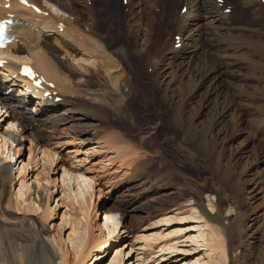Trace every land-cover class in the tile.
Returning a JSON list of instances; mask_svg holds the SVG:
<instances>
[{"label": "rangeland", "instance_id": "374dc122", "mask_svg": "<svg viewBox=\"0 0 264 264\" xmlns=\"http://www.w3.org/2000/svg\"><path fill=\"white\" fill-rule=\"evenodd\" d=\"M125 1L104 0L106 5L103 6L108 9L102 26L108 29L106 39L100 42L109 46L110 56L120 62L121 71L107 76L102 70L85 79L79 74L71 78L73 72L65 69L70 82L76 83L77 91L75 94L70 92L67 98L74 102L75 110L87 111L88 119L76 111L78 116L73 114L69 117L83 120L72 123L74 128L66 122L56 130H44L42 126L36 129V124L34 130L27 132L17 127L24 134L21 143L11 141L2 147L0 139V166H8V175L12 178L0 179H3L0 182L1 220L19 229L30 241L35 240L38 234L54 235L67 253L70 264L78 261L75 252L83 242L91 243L90 256L86 260L88 264H118L120 253L124 254L123 264H264V46L248 42L249 50H242L239 54L243 55L238 56L244 59L243 63L235 65V70L226 71L220 68L222 53L214 44L219 39L224 45H232V37L224 31L215 37L203 34L199 44L201 50L192 65V73L197 79H192L193 86L207 83L192 100L190 85L176 86L179 88L174 89L175 96L169 94L170 98L175 97V103L170 104L154 86L144 61L141 63L142 60H137L133 53L126 55L121 50L127 41L118 28H121L123 14L130 15V9L124 6ZM172 1L164 0V7L157 5L152 11L144 7L147 0H136L139 4L133 10L136 17L142 12L140 16L144 19V26L147 20L150 24L155 23L156 27L160 26L159 34L165 39V33H162L169 27L168 17L177 15L182 24L189 18L188 7L184 5L187 10L181 13L184 3L175 7ZM259 1L264 5V0ZM223 2L232 7L231 12L242 20V24L245 22L254 29L264 30L263 9L259 11V18L247 10L246 0ZM55 11L63 13L57 8ZM204 12L189 20L188 26L203 18L207 14ZM221 25L226 23L221 22ZM237 35L238 32L235 33ZM207 38L210 39L209 49L204 44ZM46 40L45 44L53 46L55 37H47ZM139 42L140 48H144V39L140 38ZM155 42L157 45L160 43ZM156 44L153 52L157 51ZM185 52L186 58L192 57V51ZM227 72L234 75L230 77ZM203 74H209V80L205 81L201 77ZM8 77L9 74L1 69L0 81L13 88L11 94L27 99L29 93L25 91V84ZM222 80L221 95L207 103L208 88H217ZM181 93L187 96L185 104H180L183 99ZM35 100L24 108L28 116L37 109L38 100ZM4 105L0 103V136L13 122L9 106L3 109ZM64 111L62 107L55 115L61 116ZM181 112H184V117H181ZM230 112L239 115L241 123L233 128L228 118L224 119V124L217 125L218 120ZM16 116L19 120L23 117L21 114ZM211 125L215 129L209 136ZM237 134L240 136L232 143L233 146H227L229 138ZM213 138L221 142V145L217 143V150ZM119 147L128 148L125 155L131 157L130 164L136 161L133 167H120L121 163L115 158L118 154L114 153ZM242 149H245L243 159L234 160L231 153ZM106 150L109 152L105 153ZM52 152L57 153L59 161L67 167L72 165L73 171L89 178L86 187L83 185V203L78 202L81 198L75 193L78 189L76 184L63 187V171L55 174L56 164L50 168ZM43 154L48 166L45 170L41 167ZM45 187L51 192L48 200ZM112 206L127 210L123 220L120 214L113 213L110 220L109 217L104 221L105 210ZM192 207L206 221L188 219ZM74 217L81 223L76 236L71 233L70 221ZM105 222L120 238L116 244L110 243L107 249L104 247L98 251L100 243L113 239L110 236L112 231L102 227ZM212 231L229 250L226 261L212 251ZM145 238L150 240L146 242ZM23 240L26 245L30 243L25 238L17 242L24 245L20 243ZM146 247H154V253L144 261L145 252H148ZM16 256L17 253L7 247L0 254V264H21L23 261L24 264H42L37 256L32 260H21L19 255ZM55 256L54 263L62 264L63 254L57 250Z\"/></svg>", "mask_w": 264, "mask_h": 264}, {"label": "bare ground", "instance_id": "6f19581e", "mask_svg": "<svg viewBox=\"0 0 264 264\" xmlns=\"http://www.w3.org/2000/svg\"><path fill=\"white\" fill-rule=\"evenodd\" d=\"M30 1L34 3L35 6L40 8L42 12L36 14V12H34L33 10L26 7H20L17 4L12 3V1L10 2V6L7 10L0 9V17L4 18L8 16V14H13L15 17H17L18 21L21 23L20 26L15 27L14 30L12 31L13 40H14L12 45L9 48L5 49L4 51H0V55L6 56V58L9 60L8 65L6 67L4 66L1 69H3L6 73H8L9 76L12 77L14 80L16 79L17 82L25 84L26 89L29 88L31 89V92H29V96H26L28 98L27 99L25 98L24 100L22 98L16 97V95L14 94L11 93L7 94V91L11 88L7 87L6 85H4L3 82L0 81V103L3 102L5 104L3 109L6 106H9L11 112L10 120L13 121L12 123H10L9 127L7 126L8 129L7 130L5 129L6 132L0 136L1 142L3 141L2 147H5V145L11 141L15 143L22 142L23 140L22 137H24L23 136L24 134L22 132H19L17 130V127L19 128L21 127L22 131L24 132L30 131L29 129L34 130L36 126H37L36 129L42 126L44 130L45 129L56 130V127L59 125H63L64 122L69 124L72 123L76 124L77 122L79 123L82 122L83 119L80 118L78 119L77 117L76 118L69 117V115H73V114L78 116L76 111L77 112L80 111L79 114L83 115L85 117V120L88 119L89 115L88 113H86L87 111L83 112L82 110L79 109L75 110L74 102L67 98L70 97L68 96L70 92H72V94L73 93L75 94L77 91L75 85L76 83L74 84L73 80H71L70 82V78L68 77L69 73L67 75L65 69L67 70L69 69L71 71L70 73L73 72V74H71L72 75L71 78L73 77V75L79 74L83 78L87 79L92 75H97V73H100L102 70L106 72L107 76L113 75L115 72H120L122 67L118 60L111 58L110 51L108 49L109 46L106 43L105 45L100 44V42L103 39H106L107 36L105 35L108 29L102 26L105 21L103 20L104 14L108 9L107 6L106 7L103 6V4L106 5L104 3V0H100V2L99 0H96V2L89 3L90 5L88 4L89 0H30ZM126 1L127 3L124 6L130 9V15L123 14L122 16L123 21H121L122 25L120 26L121 28H118V31L120 34L123 33L125 35V40L127 41V43L126 42L125 43L127 45L125 44L126 46H124L125 47L124 49L121 48L120 49L124 51V54L126 55L128 54V52L133 53L136 56L137 60L138 59L140 61L142 60L141 63H143L144 61L145 65L147 66V72L150 71L148 75L152 80L154 86H156L161 96L164 95L163 97L164 100L166 99L167 102L170 101L169 102L170 104L175 103V102L173 103V98L175 97L170 98V95L175 96V93H173V91L176 88V86L183 87L186 85V83L190 85L189 93H191L192 95L190 99L192 100L194 97L197 96L201 88H203L207 83V82L202 83L201 86L198 87L197 85L193 86L195 85V83L193 82L192 79V78L197 79L196 75L192 73V71H194L192 65L196 58V55L201 50L199 44H200V40H202L203 34H208V35L213 34L215 37L216 35L218 36L221 35V33L224 31L226 32V34H229L230 37H232L231 39V41L233 42L232 45H227V44L224 45L222 40L219 39L215 41L214 44L215 47H217V49L222 53V55L219 57L221 61V62L219 61L220 62L219 64H221L220 68L226 71L229 69L231 70L234 69L235 65L237 64L239 65L242 62V60H244L241 57L243 54L241 55L239 53H242V50L244 49L246 50L248 49V42L250 41L257 42L264 46V36H261L262 34L264 35L263 29L261 30L254 29L250 24H245V22L244 24H242L241 23L242 20L240 21V19L235 14L233 15V12H231L228 15L223 14L221 10L224 11L225 6L220 8L217 0H173L172 2H174L175 7H178V5L183 3H184L183 5L188 7V10L187 8L186 10L187 12H189L188 15L189 18L184 24H182L179 19V16L177 17V15H171L170 17H168L170 18L168 24L169 27H167L164 30V32L162 30L163 32L162 34L165 33V35H163L166 36L165 39H162L161 35L159 34L160 26L156 27L155 23L153 24L151 23L152 24L151 25L149 20H147L146 23L147 25L144 26L145 24L144 19L142 16H140L142 12L139 13V15L136 17L137 14L133 10L135 8L137 9L138 7L137 4H139L138 2L136 3V0H126ZM246 1L248 8L246 9L250 11V13L255 14L257 15V17L261 18L259 11H261V9H263L264 11L263 3H261L259 0H246ZM164 3H165L164 0H147L146 5L144 7L146 10H152V9L154 10V8H156L157 5L159 6L161 5V7L163 5L164 7L165 6ZM56 8L62 10L63 13L62 12L57 13L55 11ZM138 10H140V7ZM164 10L162 9V11ZM202 11L203 12L206 11L207 14L204 15L203 18H201L198 22H193L192 25L188 26L187 24L188 21L196 19L199 13ZM165 13L166 12H164V14ZM155 15L153 14V16ZM160 15L162 19V14ZM156 19H154V21H156ZM221 22L226 23V25L225 26L221 25ZM227 23L228 24L230 23V26L227 25ZM60 25H63V30L59 28ZM177 26H179V29L177 28ZM202 31H205V33L200 34ZM236 32H238L237 36H235ZM247 32L250 34H248ZM174 33H176V36H178L180 39V41L178 42L180 44L179 49H174V45L175 43H177L174 37H172ZM47 37H55L53 46L49 45L48 43L45 44L46 41L48 42V40H46ZM140 38L144 39V48H140L141 47V45L139 44ZM155 41H157V43L160 42L159 45H157ZM204 41H206L205 43L203 42L206 45V48L209 49L208 46L210 44L209 42L210 39L207 38ZM154 43L157 46L156 47L157 51L153 52V47H154L153 45H155ZM246 50L244 51L246 52ZM185 51L187 52L192 51V55H191L192 57L186 58L187 54ZM239 55L241 56L238 57ZM10 56L15 59L13 58H12L13 60L10 59ZM25 62L30 63L35 71L42 74L46 79V81L51 82V84L54 86L55 89L54 90L50 89V94L48 96L43 97L44 92L36 93V91L31 86H29L28 82L21 81L18 78L14 77V74L18 72L17 71L18 66H20L22 63ZM154 65H156V67H153ZM212 70L214 71V68ZM209 74H203L201 75V77L205 79V81H207L209 80ZM227 75L232 77L234 73L229 72ZM10 77H8L7 79H9ZM162 78L165 80H163ZM219 79H221L220 76ZM223 82L224 80H222L221 83L217 85V88H210V87L208 88L207 94L209 97L208 99L209 101H207V103H209L210 100L212 101L213 98H217L221 95L220 89L222 88ZM32 95L37 96V98L35 99L38 100L37 101L38 105L35 111H31L30 113L31 116L30 115L28 116L27 113L25 112L26 110L24 111V108L29 103L33 102V100H35L32 97ZM181 95L183 99L180 100V104L183 102L185 104L187 96L184 95L183 93H181ZM20 96L24 98L23 95ZM58 99H60L61 102H57L56 100ZM59 103L60 105H58ZM62 107L65 108V111L61 116L60 114L56 116L55 114L58 113V111ZM224 109L226 108L224 107ZM17 114H21L23 116L21 120L18 119V117L16 116ZM181 117H184V112H181ZM228 118H230L233 128L234 126L237 127L239 125L240 116L236 115L234 112L226 113L224 116H222L220 118L221 121L219 119L217 125L218 123L224 124V119H228ZM54 121L56 123H54ZM58 122L60 123L58 124ZM210 128L211 129L209 130V136L213 134L212 132L215 129L212 127V125L210 126ZM11 130H13L14 132ZM226 132L227 131L225 129V133ZM239 136L240 135L237 134L233 136L234 138L230 137L229 138L230 141H228L227 146L230 147L232 143H234ZM213 141H214L213 144L217 150L218 148L217 146L221 145L220 144L221 142L218 138H213ZM227 146L225 145V147ZM110 149L112 150L113 147L110 146ZM126 149L128 148L119 147L115 151L113 150L115 154H118L115 155V158L119 160V162L121 163L120 164L121 168L126 166L133 167L136 162V161H131L130 164L131 157L130 158L126 157L127 155V154L125 155L127 151ZM229 149L231 150L232 148ZM108 150H106L107 152L105 153H108L109 152ZM244 150L245 149H242L239 150L238 152L233 151L231 153L232 158L238 161L242 160L244 157L242 156ZM44 154L48 155L49 152L48 154L47 153ZM44 154H43V159H41L42 161L41 167H44L43 169L45 170V168L48 166H46V163L44 161ZM220 154L222 155V153ZM49 158L52 164L50 168L53 167L54 164H56V167L54 169L55 174H58L60 170L63 171L62 174L63 187H65V185H67L68 187L70 186L72 187L74 184H76L75 186L78 189L77 192L75 193L78 197L81 198L78 199V202L80 204L83 203L81 197L84 194L83 185L86 187L89 178H86L87 176L81 173L79 174L73 171L74 167L72 165L67 167L65 163L59 161L57 153L52 152V155ZM134 159L137 160L136 158ZM8 172H9L8 166H2V167L0 166V179L1 177H3V179L5 177L7 178V180H11L12 178H10ZM250 172H251V168H250ZM35 177L36 180H38V174ZM45 191L48 194L47 197L48 200L51 195V192L49 193V190L46 187H45ZM62 195H65V192H62ZM23 196H25V194H23ZM20 197L21 199L23 198L22 196ZM46 205L47 208L50 210L51 208L48 207L47 202ZM126 207L128 206L126 205ZM179 209L182 210L183 208H179ZM192 209L193 211L191 210L188 219L193 221L199 219L202 221H206L202 217V215L197 212L195 207L194 208L192 207ZM113 213L120 214L121 220H123L127 213V210L122 209V207L120 206H112V208H108L105 210L104 221H107L110 215L111 214L113 215ZM82 215L87 222V217L83 213ZM71 218L73 217L71 216ZM110 219L111 217L109 218V220ZM78 221L79 220L77 218L75 219V217L70 221L72 226L71 233L74 236H76V234L78 233V229L80 228L79 225H81V223L79 224ZM8 223L9 222L6 223L5 221H2L0 218V254H2L4 250H6L8 247V249H12L13 251H15L17 253L16 257H18L19 255V259L21 260L22 259L28 260L29 258L32 260L33 257L37 256L42 264H55L54 263L56 258L55 255L58 250L60 254H63L62 264H70V259L67 256V253H65L64 249H62L61 246H59V244L55 240L56 238L54 239V235L42 236L38 234L35 240L30 241V239L27 236H25L24 234L18 231L19 229L17 230V228H14L13 225ZM102 227L104 229L112 231L111 229L112 227L110 228V226L107 225L106 222ZM117 227L118 226H116V229ZM114 231L115 230H113L110 233V236L113 237V239L100 243L98 245L99 248L98 251H100L104 247L105 249H107V246L110 243L111 245L116 244V241L120 238V236L119 234L114 235ZM211 234H212L211 235L212 251H214L215 254L218 253L220 258H223L224 261H226V258H228L230 254L228 252L229 250H227L226 246L223 243V240H221V238H218V235L214 233V231H212ZM22 238L29 240L30 243L26 245L23 240V242L20 243H24V245L19 244V242L17 241L19 239L21 240ZM145 240L147 242L150 239L145 238ZM7 243L8 245H6ZM90 245H91L90 242H83L82 245L76 249L75 253L77 254L76 256L78 261H76L75 264L86 263V260L90 256L89 255ZM146 249L148 252H145L144 261L147 260L149 256L154 253L153 252L154 247L152 248L146 247ZM123 256L124 254L122 253L119 254L118 259L120 260V263L118 264H123L122 263ZM23 262H21V264Z\"/></svg>", "mask_w": 264, "mask_h": 264}]
</instances>
